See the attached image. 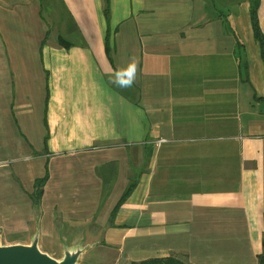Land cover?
<instances>
[{
  "label": "crops",
  "instance_id": "1",
  "mask_svg": "<svg viewBox=\"0 0 264 264\" xmlns=\"http://www.w3.org/2000/svg\"><path fill=\"white\" fill-rule=\"evenodd\" d=\"M56 1L69 49L59 33L49 39L39 0H0L1 209L13 215L20 188L31 194L47 171L66 223L88 225L85 237L118 261L257 264L264 64L248 1L109 0L110 61L103 0ZM257 15L264 36V0ZM131 59L136 81L117 87L114 71Z\"/></svg>",
  "mask_w": 264,
  "mask_h": 264
},
{
  "label": "rangeland",
  "instance_id": "2",
  "mask_svg": "<svg viewBox=\"0 0 264 264\" xmlns=\"http://www.w3.org/2000/svg\"><path fill=\"white\" fill-rule=\"evenodd\" d=\"M39 4L41 16L49 29V39L51 40L50 37H53L54 33L57 32L62 36H60L61 38L68 40V37L64 34L63 28H68L70 23L61 4L56 0H39ZM2 73V70H0V80L2 79ZM35 91L38 93V88H35ZM39 95L42 96V90ZM41 96H38L37 101H34V103L30 102L32 104H29L31 109L28 113L32 114V117L35 119L36 130H38L39 126L38 115L42 111V107H40L41 105L39 104ZM3 108H6V103L0 104L1 112ZM18 117L21 121L19 113ZM1 119H4L3 114H1ZM41 131H43V129ZM25 137L34 149L38 147V145H36L37 136L25 134ZM43 172L44 168L41 166L40 174H43ZM25 186L24 190L20 188V190H22L20 191V196H15L13 200V205H15L13 215L7 216L6 210H2L0 207V248L16 245L25 247L33 246L32 248L37 252L58 263L63 260L66 253L71 254L81 251L80 254L84 255L81 257L79 256L75 264H128L121 258L118 261L110 251L94 244L93 237H85L88 233L86 232L87 229L85 230L84 228H88V225L84 226L83 224L66 223L64 220L65 208H63L64 206L61 203V201L64 200H60L59 202L54 200L55 182H48L46 187L43 188V198L41 197V200L36 206L33 205L31 201V194L34 189L30 192L31 194H29L30 184H25ZM12 189L15 190V188ZM16 189V191H19L18 188ZM80 201L84 203V199ZM20 203H24V205L22 204L19 206ZM79 204H81V202H79ZM75 243H83V245L87 243L93 246H74L73 244Z\"/></svg>",
  "mask_w": 264,
  "mask_h": 264
},
{
  "label": "trees",
  "instance_id": "3",
  "mask_svg": "<svg viewBox=\"0 0 264 264\" xmlns=\"http://www.w3.org/2000/svg\"><path fill=\"white\" fill-rule=\"evenodd\" d=\"M247 1L249 4V20H250L253 38L259 46L260 57H261V60L264 64V36H263L261 29L259 27L258 15H257L258 8L260 5V0H247ZM213 2L217 3L218 5H222V6L226 5V3H227L226 0H213ZM240 2H241V0H232V2H231L232 4H231L230 0H228V5H236L237 3H240ZM102 13H103L106 25H107V35L105 38L104 47H105L106 55L110 61V56H109L110 48H109V41H108L109 0H103ZM58 45L63 49H69L70 47L74 46L73 44L65 42L60 36L58 38ZM243 68L246 69L245 66ZM47 98H48V94H46L44 105H46V103H47ZM255 99L258 101L260 100L258 98H255ZM47 139H48V135L46 134L43 138L44 146L46 144ZM47 180H48V173L46 171L42 178L36 179L34 181V183H33L34 191L31 194V201L33 202V205L36 206V204H38L39 201L41 200V197L43 194V187L45 186ZM135 186H136L135 181L130 182L127 185L126 189L124 190L121 197L117 201L115 207L113 208L111 215H110V219H112L114 217L116 211L120 208V206L130 196V194L132 193ZM263 225H264V212H263ZM131 264H180V263L177 262L176 260L169 258V259H164V260H161V259H159V260H147V261H143L140 263H131ZM257 264H264V231H263L262 240H261V253L257 257Z\"/></svg>",
  "mask_w": 264,
  "mask_h": 264
},
{
  "label": "water",
  "instance_id": "4",
  "mask_svg": "<svg viewBox=\"0 0 264 264\" xmlns=\"http://www.w3.org/2000/svg\"><path fill=\"white\" fill-rule=\"evenodd\" d=\"M33 247V246H32ZM32 247L9 246L0 248V264H75L81 251L66 253L63 260H55L37 252Z\"/></svg>",
  "mask_w": 264,
  "mask_h": 264
},
{
  "label": "clouds",
  "instance_id": "5",
  "mask_svg": "<svg viewBox=\"0 0 264 264\" xmlns=\"http://www.w3.org/2000/svg\"><path fill=\"white\" fill-rule=\"evenodd\" d=\"M137 72L138 63L135 59H131L126 67L114 71L112 82L120 88L130 87L136 81Z\"/></svg>",
  "mask_w": 264,
  "mask_h": 264
},
{
  "label": "built area",
  "instance_id": "6",
  "mask_svg": "<svg viewBox=\"0 0 264 264\" xmlns=\"http://www.w3.org/2000/svg\"><path fill=\"white\" fill-rule=\"evenodd\" d=\"M163 142H166V141H165V140H159L158 144H159V143H163Z\"/></svg>",
  "mask_w": 264,
  "mask_h": 264
}]
</instances>
